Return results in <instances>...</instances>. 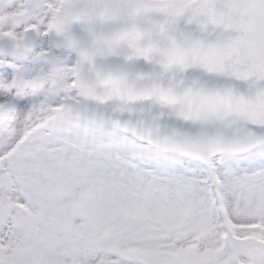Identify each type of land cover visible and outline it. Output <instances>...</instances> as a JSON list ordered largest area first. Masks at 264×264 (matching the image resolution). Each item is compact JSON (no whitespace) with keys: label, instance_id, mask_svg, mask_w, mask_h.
I'll list each match as a JSON object with an SVG mask.
<instances>
[{"label":"snow or ice","instance_id":"6c2138e0","mask_svg":"<svg viewBox=\"0 0 264 264\" xmlns=\"http://www.w3.org/2000/svg\"><path fill=\"white\" fill-rule=\"evenodd\" d=\"M0 264H264V0H0Z\"/></svg>","mask_w":264,"mask_h":264}]
</instances>
